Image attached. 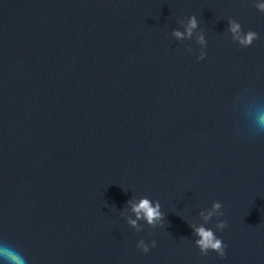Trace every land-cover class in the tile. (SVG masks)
Listing matches in <instances>:
<instances>
[{
  "label": "water",
  "instance_id": "1",
  "mask_svg": "<svg viewBox=\"0 0 264 264\" xmlns=\"http://www.w3.org/2000/svg\"><path fill=\"white\" fill-rule=\"evenodd\" d=\"M257 2L0 0V246L26 264H264ZM230 19L259 38L242 47ZM142 197L163 220L137 231ZM201 224L225 258L201 253Z\"/></svg>",
  "mask_w": 264,
  "mask_h": 264
},
{
  "label": "clouds",
  "instance_id": "2",
  "mask_svg": "<svg viewBox=\"0 0 264 264\" xmlns=\"http://www.w3.org/2000/svg\"><path fill=\"white\" fill-rule=\"evenodd\" d=\"M256 8L260 12H264V2H257ZM199 26L196 16L193 14L188 19V24L186 26V33L181 32L179 29H173L172 35L177 38H183L185 34L190 38L192 36L193 30ZM228 31L232 34V39L238 41L242 47H248L259 38V34L256 31L248 30L246 33L242 30V25L236 19L229 20ZM198 42L206 46L207 41L203 34L199 35ZM207 55L206 52L202 51L199 59H203ZM250 123L254 130V135L252 139L258 137H264V108L257 107L255 108L250 115ZM128 203L132 204V211L136 213L137 219L133 220L129 218L128 223L135 227L137 231L142 230V226L138 225L137 221L139 219H145L147 223L153 227L156 224L163 220V213L160 211L161 205L157 200L153 204L152 200L148 197H142L138 203H133L129 201ZM222 204L220 201H214L213 205L207 211H202L201 216L203 217L205 223L211 220L215 216H222L224 213L221 211ZM227 220L218 221L216 227L220 230H223L227 227ZM194 234L199 238L195 241L196 245L199 247L203 255H207L209 250L215 251L219 254L220 257H226L227 244L223 241L222 238L217 237L215 231L211 228L205 227L204 224L193 227ZM156 241H152V245L155 246ZM137 247L142 249L144 253H147L149 245L145 243L143 239L138 242ZM0 258L5 261V264H26V260L21 253H19L14 248L3 245L0 246Z\"/></svg>",
  "mask_w": 264,
  "mask_h": 264
}]
</instances>
